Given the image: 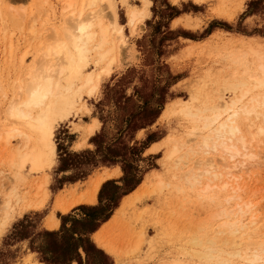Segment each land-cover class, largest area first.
<instances>
[{
	"label": "rangeland",
	"instance_id": "374dc122",
	"mask_svg": "<svg viewBox=\"0 0 264 264\" xmlns=\"http://www.w3.org/2000/svg\"><path fill=\"white\" fill-rule=\"evenodd\" d=\"M51 1L53 9H48L46 6L47 14H43V18L48 19L41 28L44 35L49 33L48 28L62 25L61 5L56 0ZM150 1L151 15L143 23L141 30L134 35L127 25V6L123 5L121 0H116L118 22L123 28L125 42L133 46L136 58L128 65H120L127 59L124 57L120 58L119 63L113 64L110 75L102 78L98 91L93 96L83 94L80 103L69 118L56 127L53 139L57 151L55 163L46 172L50 179L49 199L41 210L25 209L21 204H16L15 199H11V195L12 190H15L19 197L29 192L34 193L37 183L44 174H26L24 170L22 180L16 179L14 171L7 163L10 156L19 148L20 140L13 138L6 147L0 141V226L8 221V225L2 232L0 231V264H24L27 260L45 264L41 261L43 256L38 251L48 240L41 235L44 232L60 231L62 218L79 220L84 214L78 209L80 206L66 214L54 212L60 221V226L57 230H48L46 221L53 212L56 197L60 193L63 195L69 193L70 184L73 183H77L75 188L77 192L78 189L83 190L88 177L113 167L105 162V148L114 145L118 146L116 149L122 148L121 146L140 149L142 153L140 157L138 156L136 165L138 177L142 181L151 172L168 173V170L162 166L165 151L152 154H146V151L173 132L184 141H188L185 133L190 131L189 125L181 123L174 116L162 118L161 114L173 101H189L190 92L195 88L204 86L209 90L216 88L213 82L203 80L207 71L219 75L222 69V65L216 60V54L225 43L218 42L219 45L215 46L216 41L214 42L213 39L216 38L212 35L220 31L225 37V39L222 37L224 41L232 37H243L253 38L264 44V0L243 1L240 12L235 14L232 21L216 15L215 10L220 0H206L202 4L184 0L177 5L172 4L171 0ZM35 2L36 0H6L3 6L4 9L8 8V13L11 12L15 19L19 20L21 17L17 15L21 14L23 24L21 23V28H18L15 23H9L6 26L9 31L3 34L1 30L4 21L1 19L4 18L0 19V133L2 134L0 136H3L7 129L2 126L6 118L4 111L9 98L15 93V82L19 77H24L28 66L33 64L34 48L30 47H34V42L25 30L28 29L26 27L32 15L36 17V26H40L41 21H44L37 16V8L34 5L37 2ZM127 3L139 9L143 5L140 0H127ZM239 3L240 0H228V9L236 10ZM186 15L191 17L193 22L197 20L199 27L193 30L183 25L172 26L174 19ZM9 35L11 39H8ZM10 40L12 50L14 49L12 56L8 55L10 45L7 41ZM205 43L209 46L214 43L215 47L211 46L214 49L205 47ZM24 51L28 54L25 66L20 68L18 58L20 59ZM126 52L124 49L122 54ZM93 69L90 66L88 72ZM94 120L98 122L99 128L94 136L84 139L87 127ZM118 141L120 144H115ZM197 142L196 138L185 144L181 151L182 162L176 169L172 164L169 166L166 181L172 184L171 187L155 193H151V189H147L146 192L142 190L143 194L139 193L138 198L131 199L117 221L106 229L105 238L115 254L120 256L119 260L98 248L92 235L90 236L92 244L109 258L110 264H214V262L198 261L197 256L194 257L193 254H200L209 248V241L215 242L213 247L219 245L225 251L234 249L233 244L240 245L239 249L246 251L249 243L254 244L248 249L264 243V163H260L264 158V139H262L263 143L255 145L253 154H257L258 157L250 160L238 159L240 162L247 160L239 173L232 170L233 174L228 170L232 173L231 176H239L238 180H233L226 174L225 166L229 169L233 163L225 164L214 153L209 155L201 153L202 151L197 148ZM80 144L83 146L80 147ZM58 149L61 150L60 153ZM60 154L81 156L70 162L74 163L71 170L60 172ZM126 157L137 158V155L129 153ZM207 157L210 159H207L208 163L212 161L218 168L223 166L220 168L222 171L220 184L214 181L211 185L221 186L223 182H227L229 183L227 189H214L205 193L202 189L207 184L206 180L196 188H190L184 182L182 176L186 171L193 167L197 171L200 167H196V162L206 161ZM114 166L121 168L119 164ZM78 178L81 180L71 182ZM237 188L239 191H235ZM242 203L247 204L249 210L243 218V223H248L245 228L247 230L245 233L240 230L234 238L228 237L223 225L230 218L219 215L224 210L228 215L238 204L243 205ZM230 217L232 218V215ZM21 222L23 227L18 228ZM67 226L70 227V222ZM141 232L145 233L147 241L138 244L137 253L135 251L133 254ZM21 234L27 238H20ZM151 239L154 240L149 243ZM80 253L84 261L85 254L82 250Z\"/></svg>",
	"mask_w": 264,
	"mask_h": 264
},
{
	"label": "bare ground",
	"instance_id": "6f19581e",
	"mask_svg": "<svg viewBox=\"0 0 264 264\" xmlns=\"http://www.w3.org/2000/svg\"><path fill=\"white\" fill-rule=\"evenodd\" d=\"M56 1L61 5L60 19L62 25L48 28L49 33L47 35H44L41 29L48 21V19L43 18V14H47L46 6H48V9H53V3L51 0H36L37 3L34 4L37 8V16L43 18L44 21H41L40 26H36V17L32 15L28 24L29 27L27 26L28 29L25 30L34 42V47H30L34 48L32 53L34 55L33 64L31 66L27 65L28 68L27 72H24V77L17 78V82L14 81L16 83L15 93L9 98L4 111L6 118L2 126L7 129L5 128L6 130H3L4 135L0 136V141L5 144V147L13 138L20 140L21 144L16 152L12 155L9 153L11 156L8 160L9 164L7 163L14 171L16 179L22 180L25 174L23 173L24 170H26V174H44L41 181L37 183L34 193L29 192L27 195L19 197L16 191L12 190L11 199H15L16 204H21L27 210L41 209L48 201L50 179L46 172L55 163L57 151L53 139L56 127L69 118L80 103L83 94L93 96L98 91L102 78L110 75V68L113 64L119 63L120 58L124 57V59H127L124 60L125 62H122L121 59L122 63L120 65H128L136 58L133 46L126 44L123 28L118 22L116 0ZM140 1L143 5L139 9L129 5L127 0H121V3L127 6V25L134 35L141 30V26L151 15L149 8L152 2L150 0ZM181 1L184 0H171L174 5ZM192 1L196 4H202L206 0ZM243 1L245 0H240L236 10L231 11L228 9V0H220L215 13L218 17L231 20L237 12H240ZM5 2L6 0H0V19L4 18L1 19L4 21L3 26L1 25L3 34L7 32L6 26L9 23H15L14 25L18 28H21L23 24L21 14L17 15L22 18L18 20L13 18L11 12L8 13V8H3ZM178 25L194 30L199 27V22L197 20L193 22L191 17L185 16L174 21L173 27ZM20 31H23V29ZM222 34L219 31V33L212 35L217 39H213L214 42L225 43L222 46L223 48H220L221 50L216 54V60L222 65V69L219 75L207 71L203 77V80L209 81V83L213 82L216 88L210 90L205 86L195 88L190 92L189 101H173L165 107L161 117L168 118L170 116L171 118V116H174L181 123L189 125L190 131L187 130L189 132L185 133L186 139L191 141L197 138V148L202 151L201 153L205 155L214 153L225 164L233 163V166H230L229 169L225 166L227 170L225 172L233 180H238L237 177L239 176H231V174L234 170L239 173L247 160L258 157L257 154H253V151L255 145H260L259 143L264 139V44H260L261 41L258 42L253 38L243 37H232L224 41L225 37ZM10 37L9 35L8 39ZM2 38L4 39L3 35ZM210 41L212 42V39ZM211 42H209V45ZM7 43L10 45H8L10 48L8 50L10 54L8 55L12 56L14 49L12 50L11 40ZM216 43L215 46H218L219 43ZM207 45L205 47L210 48L212 45L214 46V43L211 46ZM124 49L127 51L126 56L122 54ZM24 52L20 59L17 57L19 60L18 67L20 68L25 66L28 52ZM90 66L94 69L88 72ZM13 85L15 84L13 83ZM98 128V122L94 120L87 127L84 139L94 136ZM0 135L2 134L0 133ZM188 141H184L182 137H178L173 132L160 142L155 143L156 145L154 144L150 152L165 151L162 166L169 173L171 164L176 169L180 165L179 163L182 162L181 151H183L185 144H188ZM81 146L83 144H80ZM240 158H247V160L240 162L238 160ZM207 159L208 157L206 161L196 162V167H200L197 171L193 167L187 170L184 175L182 174L184 182L190 188H196L206 180L207 184L202 189L205 193L214 189H227L229 187L227 182H223L221 186L218 185L222 178L220 168L223 166L221 165L218 168L217 165H213L212 161V163L210 161L208 163ZM260 163H264V158ZM228 170L233 171L231 173ZM168 173L151 172L147 175L142 184L127 197L128 199L122 202L121 208L111 218L110 225L117 221L122 210L131 199L139 197L138 194L142 190L146 192L147 189H151V193H155L160 192L163 188L171 187L172 184L166 181ZM118 176L119 172L115 171L99 178L91 187L85 201L95 203L96 193L103 181L106 178ZM214 181H218V184L211 185ZM235 191H239V188ZM230 199L228 198V200ZM82 200L78 199L75 202ZM242 204H238L228 215L225 210L221 211L220 215L218 214L221 217L230 218L223 225L226 228L227 235H229L228 237L234 238L240 230H243V233L247 230L245 228L248 223H243V218L249 210L247 204ZM54 209L66 213L69 206L63 201H57ZM7 223L8 221L0 226L1 232L8 225ZM58 224L59 221L54 215L47 220L49 229L58 228ZM107 227H103L94 234V242L98 248L119 260L120 256L115 254L114 249L111 248L105 238ZM228 237L227 239H229ZM146 238L145 233L141 232L138 235L135 244L137 246H134L133 254L138 249V244L141 245V243L147 241ZM153 240L151 239L149 243ZM226 242L228 241L226 240ZM208 244H210V247L205 249L204 252L193 254L194 257L197 256L198 261L203 260L204 263L214 262V264H264V243L257 244L256 248L248 249L254 244L250 245L249 243L246 251L240 250L238 244H233L235 248L232 246L234 249H231L230 247V251L222 250L223 248L221 249L219 245L213 247L215 242L212 241H209ZM236 246L238 249H236ZM24 264L42 263H32L27 260Z\"/></svg>",
	"mask_w": 264,
	"mask_h": 264
},
{
	"label": "trees",
	"instance_id": "16d2710c",
	"mask_svg": "<svg viewBox=\"0 0 264 264\" xmlns=\"http://www.w3.org/2000/svg\"><path fill=\"white\" fill-rule=\"evenodd\" d=\"M95 143V141H93ZM115 144H120L119 141ZM109 146L105 148V162L108 165H121L123 177L121 179L122 187H115L111 184L103 185L99 194V204L96 207L80 206L78 209L84 214L81 219L76 220L70 217L62 218L61 229L58 232H44L41 237L46 238L45 246H40L39 253L43 256L41 261L45 264H110L109 258L98 250L90 241V236L94 234L102 224L107 222L112 216L113 211L118 207L119 201L125 195H128L136 189L142 182L138 177L137 165L138 156L142 151L140 149L128 146ZM60 153L61 150L58 149ZM132 153L137 158H127ZM81 156V155H79ZM78 155L69 156L60 154V172L71 170L74 163H70ZM84 178V177H83ZM81 180L78 178L71 182ZM70 222V227L67 224ZM23 227V222L18 225ZM20 238H27L21 234ZM80 250L85 254V260H82Z\"/></svg>",
	"mask_w": 264,
	"mask_h": 264
},
{
	"label": "crops",
	"instance_id": "0c3cea01",
	"mask_svg": "<svg viewBox=\"0 0 264 264\" xmlns=\"http://www.w3.org/2000/svg\"><path fill=\"white\" fill-rule=\"evenodd\" d=\"M187 16V15H186ZM182 17H185V16H182ZM182 17H178V18H176V19H174L173 21H172V26H173V23H174V21L175 20H177V19H180V18H182ZM154 146V144L146 151V154H152V152H150V149L152 148ZM115 171H118L119 172V176L118 177H109V178H106L104 181H103V183H102V185L100 186V188L98 189V191H97V193H96V197H95V203H87L86 201H85V197L88 195V193L91 191V187H93V185H94V183L99 179V178H101V177H104V175H106V174H111L112 172H115ZM122 177H123V172H122V169L120 168V167H118V166H113V167H110V168H106L105 170H102V171H100V172H98V173H95V174H92L90 177H88V179L85 181L86 183H85V187H84V189L83 190H79L78 189V192H77V190L75 189L76 188V186H77V183H73V184H70V189H71V191H69V193H67V194H65V195H63V194H61L60 193V195L59 196H57L56 197V200H55V203H54V207L56 206V202L57 201H63V202H65L66 204H67V206H69V209H68V211L66 212V213H68L70 210H72V209H74V208H76V207H78V206H85V205H88V206H96V205H98L99 204V194H100V191H101V189H102V187H103V185H105V184H111L112 186H115V187H119V188H121V179H122ZM143 182V181H142ZM142 183H140V185H141ZM140 185H138L137 187H136V189L140 186ZM135 189V190H136ZM134 190V191H135ZM48 191H49V189H48ZM134 191H132V192H134ZM131 192V193H132ZM131 193H129L128 195H125L124 197H122V199L119 201V203H118V208L114 211V213H113V215L115 214V212L116 211H118L120 208H121V206H122V202H124L126 199H128L127 197H129L130 196V194ZM49 199V198H48ZM78 199H83L82 201H79V202H75L76 200H78ZM121 202V203H120ZM120 204V205H119ZM43 208V207H42ZM41 208V209H42ZM41 209H36L35 211H37V210H41ZM32 210H34V209H32ZM54 212H60V213H62L61 211H59V210H57V209H54L53 208V212L51 213V215L50 216H48V218H47V220L52 216V215H54L55 216V214H54ZM66 213H62V214H66ZM113 215H112V217H110V219L107 221V222H105L104 224H102V226L98 229V230H100V229H102L103 227H109L110 226V221H111V218H113ZM55 218H56V216H55ZM57 219V218H56ZM58 220V219H57ZM59 221V220H58ZM59 226H60V221H59V224H58V228H59ZM107 227V228H108ZM46 228L48 229V230H57L58 228H55V229H49L48 227H47V221H46ZM97 230V231H98ZM96 231V232H97ZM95 232V233H96ZM94 233V234H95ZM94 234H92V238H93V236H94ZM98 247V246H97ZM104 251V250H103ZM105 252V251H104ZM109 255V254H108Z\"/></svg>",
	"mask_w": 264,
	"mask_h": 264
}]
</instances>
